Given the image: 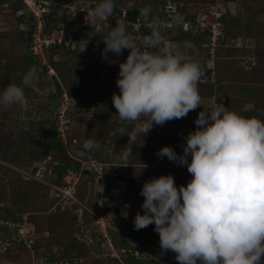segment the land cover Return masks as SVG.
<instances>
[{
  "label": "rangeland",
  "instance_id": "1",
  "mask_svg": "<svg viewBox=\"0 0 264 264\" xmlns=\"http://www.w3.org/2000/svg\"><path fill=\"white\" fill-rule=\"evenodd\" d=\"M25 1L28 3L36 1L34 7L36 15L26 7L24 0H21L24 7L18 12H14L8 3L0 7V90L8 83L19 84L20 73L26 72L32 66L39 69L38 84L25 89L27 97L25 105L0 107V223L7 225L8 229L5 231L6 234L0 230V264H46L45 255L50 252L47 248L48 244L51 245V252H54L55 255L64 253L63 257H76V253H80L83 257L82 264H126L124 259L128 253H132L136 258L147 260L150 257L164 264H171L173 262L171 259L174 256L167 257L164 255L166 252H162L160 249L159 236L154 231V225L136 231L133 224L135 214L138 211L143 214L140 206L144 198L139 193L146 180L160 175H172L177 186H186L191 179L186 166H177L167 157L162 158L161 166H156L151 162L155 159L154 157H157L150 148L154 145V136L158 132L166 135L168 137L167 146L172 147L178 155H182L180 139L176 137L178 131L180 129L187 131L190 128L196 129L194 121L199 112L203 108L215 106L213 93L217 99H234L233 110L241 115L251 114L256 107H259V103H263L264 90L258 89L259 83L254 81L259 82V80L255 79L254 74L248 75L255 71V68L253 67V70L249 72L247 64L243 62L249 58L255 61L254 57L248 56L247 58L245 54L243 57L246 60H241V64H238L236 62H240V51L235 50L234 56L228 57L226 49L244 44L254 47V49L258 47L260 49L258 51H264V33L259 34L251 41L243 39L241 36H239L241 38H234L242 32V26L249 18V15L242 11V6L238 1L216 0L213 5L208 7L209 12L203 11L202 14H197L194 25L191 26L188 33L200 35L201 28L210 27L213 43L211 42L209 51L213 54L214 50L220 52L216 71L217 69L221 71L225 87L222 91H217V86H214L211 95L209 91L200 90L201 107L203 108L190 111L186 118L174 119L166 122L163 126H154L148 133V136L153 137V140L151 141L150 137L145 138L149 147L146 145L140 147L139 143L133 145L134 155L129 157L125 167L122 165L120 152L121 148L128 143V137L121 136L117 131L120 125L116 109L112 104V85L115 68L119 67V62L126 60L127 55L123 52L121 56L116 57L109 53L108 60H104L102 53L98 52L97 48L103 45L102 25L109 23L115 27L116 21L125 20L127 9H116L112 17L96 22L95 27L89 30L80 27L81 21L78 19V14L82 11L86 13L83 19L84 25L94 23L90 15L94 8L92 2ZM37 3L42 6L39 8ZM260 4L264 5L261 0ZM25 13L29 15L30 19L25 17ZM45 14L55 20L49 24L47 29L44 28L46 20H43V16ZM62 15L66 17L67 21L74 23V27L71 25V30H68L66 34L62 31L65 23H58L60 20L63 21L59 20ZM166 15L171 20L179 18L180 23L184 21V16L174 13V9L168 10ZM223 15L229 16V18L219 26L216 19ZM236 20L240 23L241 28H237ZM256 23L264 24V12L256 13ZM256 23L252 29L253 31L256 29V32L259 33L258 31L261 29L257 27ZM177 32L175 31V33ZM22 33H26V37L29 39L26 45H24ZM76 34L78 37L75 36ZM132 37L137 43L142 38L133 34ZM47 39L54 40L60 47L47 48L44 44ZM58 40L62 43L58 44ZM221 42L223 45L220 46ZM90 45L91 49L88 48ZM164 47L170 52L174 49L168 42ZM177 49L180 48L177 47ZM203 52L198 45H193L192 57L202 66L201 81L205 80V70L213 66V62L205 58V52ZM111 60L118 62L110 64ZM228 60H233L234 64H227ZM55 63H59V65L54 67ZM66 63L74 65L78 69H86L87 96L84 99L79 96L71 98L65 86L62 85L61 95L52 110L53 102L49 94L57 95L52 77L60 78V73L64 71L63 65ZM42 67H46V74L42 73ZM238 67H241V70H238ZM244 69L248 70L246 77L243 73ZM250 77L253 78L250 79ZM215 80L216 73L214 76L213 72L210 81L215 83ZM242 85L253 89L257 102H259L258 105L251 102L250 99L244 100L240 96L239 87ZM232 105L228 102L223 106L231 108ZM21 114L25 117L22 121L18 118ZM52 123H56V135L63 143L64 150L68 151L69 156L79 164L78 171H68L62 176L59 184L55 183L57 175L53 169L58 167L61 161L55 157L54 152H48L47 156L31 165L29 159L30 151L37 146L45 149L47 140L43 137L49 136L48 131ZM154 129H157L155 134L152 132L155 131ZM128 130L130 131L131 128L129 127ZM112 133L115 135V142L108 143L105 140V135L108 134L110 137ZM119 136H121V140H119ZM84 139L96 140L100 147L80 156L78 152L81 141ZM17 152L19 153L17 161L11 162V159L15 157L13 154ZM113 169L118 171L113 172ZM122 169L125 172L122 180L117 182L116 187L114 186L111 191L104 194L103 191L106 188L104 175L110 177L112 174L113 177H119L123 172ZM18 181L24 182L22 187H18ZM130 181L132 184H137V190L133 189L135 195L128 198L130 200L127 201L123 199L121 192L128 189ZM36 185L42 186L43 189H37L33 193L28 186L36 188ZM22 188L25 189V192L27 191V194L23 196L28 200L27 204L18 201L22 197L16 199L17 197L14 195ZM3 205L4 208H2ZM125 205L129 207L125 209ZM2 209L10 212L13 216L7 215ZM125 211H127L126 218L122 215ZM57 212L77 216L70 233L73 238L77 239L80 246L74 247L72 252L66 250L65 242L58 232L64 224L54 223V215ZM13 218L15 221H12ZM53 231L55 232L54 236L51 234ZM92 233L97 236V240L91 238ZM12 239L23 242V245L13 246ZM33 242L36 244L34 245ZM148 245L153 250H157L159 254L154 253L155 255H153L149 249L145 248ZM7 251L8 254H6Z\"/></svg>",
  "mask_w": 264,
  "mask_h": 264
},
{
  "label": "clouds",
  "instance_id": "2",
  "mask_svg": "<svg viewBox=\"0 0 264 264\" xmlns=\"http://www.w3.org/2000/svg\"><path fill=\"white\" fill-rule=\"evenodd\" d=\"M116 8V0H99L90 15L94 23L104 21ZM151 11L150 6L139 9L151 29L139 43L123 20L116 21L115 27L102 25L104 60L109 53L119 57L129 50L126 60L119 62L115 81L119 94L112 95L120 125L117 131L128 137L120 152L125 167L134 155L133 145L139 141L143 147V138L154 126L203 108L202 66L188 53L192 46L186 43L185 50L175 52L166 49L159 21L151 17ZM38 82L36 66L20 73L19 84L8 83L0 90V107L25 105V89ZM194 124L196 129L184 137L182 155L169 146L156 153L158 158L186 166L191 179L179 187L172 175L146 180L139 193L144 198L143 214H135L134 230L154 225L160 249L175 253L178 264H264V120L220 104L203 108ZM99 147L98 141L84 139L78 154L84 156ZM122 215L126 218L127 211Z\"/></svg>",
  "mask_w": 264,
  "mask_h": 264
},
{
  "label": "trees",
  "instance_id": "3",
  "mask_svg": "<svg viewBox=\"0 0 264 264\" xmlns=\"http://www.w3.org/2000/svg\"><path fill=\"white\" fill-rule=\"evenodd\" d=\"M78 1L92 2L94 7L99 2V0H70L69 2L77 3ZM224 1L225 2H236V1H238L240 3V5L242 6V11L245 14L249 15V18L247 19V21L242 26V32L238 33L236 36H234L235 39L242 37L243 39L251 41V40H253V38H256L257 36H259V34L264 33V24L256 23V13L264 12V5L261 6L260 0H224ZM130 2H131V5H130ZM215 2H216V0H116V6H117L116 9H119V8L120 9H122V8L127 9V11H126L127 16H126L124 22L126 23V25L128 27V32L131 35L133 34L135 36L138 34L139 36L142 37L143 35L150 33L151 29L147 26V24L139 16V9H141L145 6H150L152 9L150 15L152 18H156L159 21L158 26L161 29L162 34L165 37V41L168 42L170 46H172L176 50H177V47L180 48L181 50H185V44L186 43L190 44L192 47L188 48L187 51L192 56L193 45H195V44L198 45L199 49L201 51L203 50L205 52V58H208V60H211L213 62V66L211 68L207 67L208 69L205 70V80L199 81V91L200 90L201 91L202 90L209 91V93L211 95L214 86H217V91H222L223 88L225 87V84H224L223 76L221 75V71H219L218 69L216 71V68H218V63H219L217 58H218L220 52H218L217 50H214V54H213V52L209 51V47H210L211 42H212L210 27H205V29H201V32L199 33L200 35H192L191 33L185 32L182 30V27L180 25V21L177 23V19L171 20V18L166 15L165 6L168 3L176 4V13L180 16L183 15L184 16L183 20L191 23V25L193 26L194 20H195L197 14H202L203 11L209 12L208 7L213 5ZM261 2H263V4H264V0H261ZM7 3L9 4V6L11 7V9L14 12H18V11L22 10L24 7L23 6L24 4L21 3V0H0V7H2L3 5H5ZM85 15H86V13H84L83 11H82V13L78 14V19L81 21L80 27L90 30V28L95 27V23H92V24L88 23L89 25L88 24L84 25L83 19H84ZM28 16L29 15L26 14L25 17L27 19H30V17L28 18ZM227 18H229V16L223 15L222 17L216 19V22H218L219 26H220V24H223L227 20ZM60 19H62L63 21H61ZM19 20H21V19H19ZM43 20H46L45 26H44L45 29L48 28L49 24L52 21L53 22L55 21L48 14H45L43 16ZM59 20H60L58 22L59 24L61 22L65 23V25L62 29L63 33H65V34L68 32V30H71L72 26L74 27V25H73L74 23L67 21L66 17H64V15H62L59 18ZM236 21L237 22H235V23H236L237 28H241V25L238 22V20H236ZM169 23L171 24L170 27L167 26V24H169ZM255 23H256L257 27H259L261 29V31H258L259 33L256 32V29H254V31L252 29ZM136 24L139 25L138 31L133 30V27ZM175 31H178V32L175 33ZM22 35H23L22 39L24 41V45H26L27 42L29 41V39L26 37V33H22ZM75 36L78 37L77 34ZM104 36H105V33L103 32L102 33V39L104 38ZM239 36H241V37H239ZM219 44L221 46V45H223V42H221ZM51 47H60V45L56 44V45H52L48 48H51ZM104 47H105V45L103 43V45H100L99 48H97L98 52L102 53ZM88 48L91 49V45ZM222 48H223V46H222ZM174 49L172 50V52H175ZM226 50L228 51V53H227L228 57L234 56L235 50L240 51V53H241L240 62H236L238 64H241V62L243 60H246L243 57L245 54L247 55V58H248V56L254 57L255 61H252V59L249 58V60H246L243 62H245L247 64V69H249V72H251L253 70V67L255 68V71L248 73V75L251 76V74H254L255 79L257 81L259 80V82L254 81L255 83H259L258 89L264 90V61H262V60H264V51H262V50L258 51V50H260V49H258V47L254 49V47H250V46L244 45V44L241 46H235V47L227 48ZM123 52L126 55L129 54V50H127V49L123 50ZM205 58H204V60H205ZM33 59H34V57H33ZM233 60L232 61L228 60L227 64H229V65L234 64ZM58 65H59V63H55L54 67H57ZM63 66H64V71H63V73H60V78L55 79L54 77H52V79L55 83V86H56V94H57V95L51 94V93L49 94V97H50L51 101L53 102L52 110H54L55 102L58 99L59 95H61V90H62L61 86L62 85L65 86L67 93L69 94V96L71 98L74 96H79V97L84 99L87 96V90L88 89H87V81H86V76H85L86 75V69H84V68L78 69L74 65H70L69 63H66V65H63ZM247 69H244V71H243V73L245 74V77H246V73L248 71ZM238 70H241V67H238ZM118 72H119V67L115 68V75L113 78V85H112V88H113L112 94L114 92L119 94V89L115 83L116 79L118 78ZM213 72H214V76L216 73L215 83H212L210 81V79L212 78ZM42 73L43 74L47 73L46 67H42ZM252 78L250 77V79H252ZM239 89H240V96L242 98H244V100L250 99L251 102L256 103V105H258L259 102H257V99H256L257 97L255 96V92L253 91V89H251L250 87L245 86V85L240 86ZM214 95H215V93L212 94V96L214 97L213 102L215 103V106L220 105V104L224 105L225 103H228V102L232 105L235 102L234 99H232V100L231 99H219V98L217 99ZM258 106L259 107H256V109L251 114L245 113L243 116H245V117L257 116L261 120H264V114H262V113H264V99H263V103H261V104L259 103ZM234 107L232 105V107L231 108L229 107V109L231 111L236 112L235 110H233ZM240 115H241V113H240ZM154 130L155 131H152V132L155 134L157 132V129H154ZM190 131H194V128H190L189 131H187L185 129H180L178 131V134L176 137H179L180 143H181V144L179 143L180 145H183L185 143L184 137L187 136V134ZM48 132H49V136L43 137V138H45V140H47L45 149L41 148V146H37L34 150L30 151V153H29V159L31 160L30 165L33 163H36L40 159L47 156L48 152L49 153L54 152L55 157H57L61 161V163L58 165V167H55L53 169V171L57 175V178L55 179V183L59 184V181L62 178V176L67 174L68 171H70V170H72L73 172L78 171L79 164L77 163V161L73 157L69 156L68 151L66 152V150H64L65 147H64L63 143L60 141V139L56 135V123H52L50 130ZM107 135L108 134L105 135L106 136L105 140L108 141V143L115 142L114 133H112V135H110V137H109V135L108 136ZM120 137L121 136H119V140H121ZM149 137L150 136L147 135L146 137L143 138L144 142H145L144 145H146L148 147H149V144L146 143L145 138L148 139ZM154 137H155L154 138L155 140H153V137L149 138L151 141L153 140V143H154L153 147L150 146V148L152 149L151 150L152 152L157 153L162 147L167 146L168 137L166 135L160 134V132H158L156 134V136H154ZM103 142H104V140H103ZM137 143H140V142L137 141ZM180 151H182V150H180ZM18 155H19L18 152L13 154V156H15V157H13L12 159L10 158L11 162H16L18 159ZM16 156H17V158H16ZM93 157H95V155H93ZM154 158L155 159H153L151 162H153V164L156 166H158V165L161 166L162 162H163L162 158H158V157H154ZM131 164H133V163H131ZM150 164H152V163H150ZM115 171H118V170L113 169V172H115ZM122 171L123 172L119 175V177H113L112 174L110 177L104 175L105 176V184H106V188L103 191L104 194H107L109 191H111L113 189V187L115 186V184L122 180L124 173H125L124 169H122ZM125 181L126 180L124 179V182ZM22 183H24V182L18 181L17 182L18 187H22L21 186ZM30 184L33 185L34 183H30ZM128 185L129 186L127 187L128 188L127 190H125L123 192H121L119 190L121 192L123 199L127 200V201L130 200L128 198L135 195V192H133V189L136 188V190H137V184H132V182L130 181V184H128ZM28 187L32 190L33 193H35V190H37V189H40V190L43 189V187L40 185H36V188H34L35 186H33V187L28 186ZM131 187H132V189H131ZM177 187H179V186H177ZM19 189H21V188H19ZM23 189L24 188H22V190ZM22 190L20 192L19 191L15 192L14 195L17 197L16 199L22 197L21 199H18V201H20L21 203L27 204L28 200L23 197L25 194H27V191L25 192V189H24V191H22ZM46 190L48 191V189H46ZM3 197L5 198V195ZM2 208H4V205ZM2 210L7 215L13 216L10 212L5 211L4 209H2ZM58 212H60V211H58ZM58 212L54 215L55 216L54 217V219H55L54 223L60 224V225L64 224L63 227L59 228L58 232L61 236V239H63L65 242L66 250L72 252L74 247L78 248L80 246V243L77 241V239L73 238L71 236V233H70L71 227L74 225V222L77 220V218H76L77 216H75V215L72 216V215H69L67 213H58ZM12 221H15V218H13ZM65 223H67L68 225ZM0 230L6 234L5 231H8L7 225H1V223H0ZM51 234H52V236H54L55 232L53 231V232H51ZM90 236L93 239H96V240L98 239L94 233H92ZM22 243L23 242H17L14 239H12L11 244L13 246L18 247V246L23 245ZM33 244L35 245L36 243L33 242ZM47 246H48L47 248L50 252H48L45 255L46 264L59 263V262L63 263L65 261L68 264H82V258L83 257L80 253H76V257H73V256L63 257L64 253H60L59 255H55L54 252H51V250H52L51 245L48 244ZM145 247L147 249H149L153 255H155L154 253H158L157 250H153V248L150 245L145 246ZM34 248L36 249L35 246H34ZM169 252H170V254H169ZM6 254H8V251ZM164 255H166L167 257H169V255H170V257L173 255L174 258L171 259V261H173V262H171V264H178V262L175 259V253H173L171 251H167L166 254H164ZM111 258H115V257H111ZM111 260L114 261L115 259H111ZM124 261L126 264H160V263L164 264L163 262L156 261V259L150 258V257L147 260L136 258L132 253H128L126 258L124 259Z\"/></svg>",
  "mask_w": 264,
  "mask_h": 264
},
{
  "label": "built area",
  "instance_id": "4",
  "mask_svg": "<svg viewBox=\"0 0 264 264\" xmlns=\"http://www.w3.org/2000/svg\"><path fill=\"white\" fill-rule=\"evenodd\" d=\"M24 3L26 4V7H28L32 11V13H34L36 15V12H34V7L36 6V1H33L32 3L31 2L28 3L27 1L24 0ZM44 4H46V3H44ZM37 6L40 8L42 5L40 3H37ZM170 9H174V13H176V5H173L171 3H168L165 6V11L168 12V10H170ZM188 24H189V26H188ZM180 25L182 26V29L185 32H189V30L191 29V26H192L191 23H189L187 21H182L180 23ZM167 26L170 27L171 24L169 23V24H167ZM138 30H139V25L138 24L134 25V31H138ZM137 36H139V35L137 34ZM57 42H58V44H61L62 43V42L60 43V40H58ZM44 44H45V46L47 48L50 47V46H52V45H56V43H55L54 40L49 41V39L45 40L44 41ZM61 264H63V263H61ZM64 264H68V263L65 262Z\"/></svg>",
  "mask_w": 264,
  "mask_h": 264
},
{
  "label": "crops",
  "instance_id": "5",
  "mask_svg": "<svg viewBox=\"0 0 264 264\" xmlns=\"http://www.w3.org/2000/svg\"><path fill=\"white\" fill-rule=\"evenodd\" d=\"M146 248V247H145ZM147 249V248H146Z\"/></svg>",
  "mask_w": 264,
  "mask_h": 264
},
{
  "label": "water",
  "instance_id": "6",
  "mask_svg": "<svg viewBox=\"0 0 264 264\" xmlns=\"http://www.w3.org/2000/svg\"><path fill=\"white\" fill-rule=\"evenodd\" d=\"M0 259H1V257H0Z\"/></svg>",
  "mask_w": 264,
  "mask_h": 264
}]
</instances>
